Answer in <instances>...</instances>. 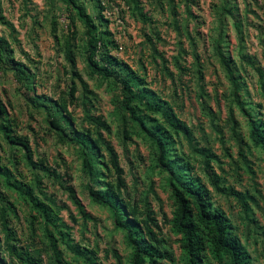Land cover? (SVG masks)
<instances>
[{
	"label": "rangeland",
	"instance_id": "rangeland-1",
	"mask_svg": "<svg viewBox=\"0 0 264 264\" xmlns=\"http://www.w3.org/2000/svg\"><path fill=\"white\" fill-rule=\"evenodd\" d=\"M76 1L99 24L108 53L143 79L151 101L185 131L140 106L145 127L165 129L176 167L187 165L249 264H264V151L251 142L245 115L264 123V0ZM86 55L73 8L60 0H0V262L132 264L134 245L115 226V214L89 194L110 188L117 215L139 226L154 264H186L172 231L170 175L152 138L120 107L119 88L92 73ZM73 132L90 147L73 141ZM7 135L27 144L33 164ZM3 169L34 202L8 186ZM207 239L203 234L200 263L226 264L212 256Z\"/></svg>",
	"mask_w": 264,
	"mask_h": 264
},
{
	"label": "trees",
	"instance_id": "trees-1",
	"mask_svg": "<svg viewBox=\"0 0 264 264\" xmlns=\"http://www.w3.org/2000/svg\"><path fill=\"white\" fill-rule=\"evenodd\" d=\"M60 1L75 10L79 21L85 28L87 37V55L85 60L90 71L116 84L122 96L120 107L127 111L132 119L138 120L147 135L152 138L157 151V162L160 166L165 167L170 175L169 185L177 205L176 215L172 222V231L181 237V244L187 256L186 264H201L199 254L204 250L203 234L208 238L211 254L215 259L221 260L225 258L227 260L226 264H249L248 256L230 234V225L227 219L221 212L210 209L205 199L204 189H202L196 180L187 176V165L180 164L177 168L174 164L177 162L173 161L172 157L168 155L169 148H167V143L165 142L167 141V137L164 135L166 133L165 129L158 124H154L150 128L145 127L144 122L138 117L137 113L140 110V106L142 109L149 111H160L164 123L172 127L176 132H184L185 128L173 120L172 113L168 109H163L159 102L153 103L151 101L153 93L145 87L143 79L137 77L127 65L108 53L106 49L107 41L104 40L101 35L102 33L100 34L97 31L99 24H94L93 19L85 13L83 7L76 0ZM98 19H102L100 15ZM69 47L70 42L66 40L64 55L70 69L73 70L75 65ZM222 63L225 66L227 65L223 57ZM72 75L77 76L75 71H72ZM232 86L233 88L237 87L234 80L232 81ZM236 101L240 102L239 105L241 107L243 106V102L237 97ZM3 113L4 109L0 107V116ZM245 115L247 116L248 136L251 142L264 151V123L259 119L251 117L248 113H245ZM60 117L62 121L67 123L63 115H60ZM51 125L64 133V129L57 122L51 121ZM6 137L10 144L21 147L25 152L26 161L33 164L27 144L9 135ZM71 139L81 147L89 148L91 145L89 138L82 135L77 136L74 132L71 135ZM110 155L112 158H115L112 151ZM83 167L86 168V173L90 179L95 180L97 173L91 169L90 161L83 160ZM7 173L8 171L3 169L2 174L5 177V182L9 184L8 186H11L23 198L34 202L35 199L28 189L23 188L19 184L8 183ZM89 194L93 201L108 206L115 214V226L125 231L128 240L134 245L132 264H145L146 260L154 264L156 261L152 257L156 256V254L151 244L143 239L139 226L132 220L127 218L122 220L117 215V210L120 211V206L115 192L108 188L104 191L96 192L90 190Z\"/></svg>",
	"mask_w": 264,
	"mask_h": 264
}]
</instances>
